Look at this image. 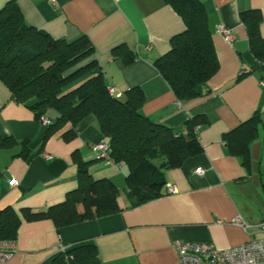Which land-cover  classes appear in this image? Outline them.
Here are the masks:
<instances>
[{"label":"crops","instance_id":"1","mask_svg":"<svg viewBox=\"0 0 264 264\" xmlns=\"http://www.w3.org/2000/svg\"><path fill=\"white\" fill-rule=\"evenodd\" d=\"M10 0H0V9ZM24 21L54 39L73 40L85 35L94 47L95 59L106 86L121 96L139 87L144 101L140 112L155 123L181 132L194 115H203L200 154L179 167L166 170L163 194L129 207L123 163H104L91 146L106 142L94 117L75 128L51 127L57 113L48 109L44 126L40 116L11 98L0 81V211L12 209L20 218L15 237L16 252L4 264H51L60 246L88 242L97 254L67 264H179L176 240L234 247L252 235L264 220V155L257 152L260 128L264 131V62L249 49L247 31L239 13L259 10L260 34L264 38V0H200L207 15L217 72L208 80L209 93L189 101L176 99L153 62L170 49V39L185 28L182 18L164 0H14ZM223 25L234 40L228 43L218 32ZM123 45L134 55L125 63L112 50ZM258 112L257 136L249 143V164L229 151L224 134ZM89 161L94 180L110 179L119 190L120 210L66 226L50 218L25 219L65 200L78 186L72 154ZM257 152V153H256ZM258 156V158H256ZM256 167L254 168V163ZM201 168V175L195 172ZM173 185L168 193L166 185ZM240 216L252 227L245 231L231 220Z\"/></svg>","mask_w":264,"mask_h":264},{"label":"trees","instance_id":"2","mask_svg":"<svg viewBox=\"0 0 264 264\" xmlns=\"http://www.w3.org/2000/svg\"><path fill=\"white\" fill-rule=\"evenodd\" d=\"M183 20L184 30L170 39V49L153 64L176 99L189 101L209 93L208 80L219 64L212 44L207 15L200 0H164ZM245 25L249 49L264 62V38L260 34L262 16L259 10L239 13ZM94 47L85 35L73 40L54 39L47 32L28 25L14 0L0 9V81L11 98L37 116L48 109L57 113L51 127L69 123L63 135L73 137L74 128L92 116L106 139L111 162L127 168L125 198L136 207L163 194L166 170L179 167L187 158L200 154L198 133L208 124L203 115H194L184 123L181 132L155 123L140 112L144 96L139 87L130 88L121 97L110 95L102 70L95 59H89ZM125 63L134 55L123 45L112 50ZM258 112L224 134L229 151L249 164V143L257 136ZM96 157V156H95ZM77 167L78 186L65 200L46 210L22 215L25 219L50 218L56 226L106 216L120 210L119 190L107 178L94 180L88 171L89 161L78 152L72 154ZM20 223L10 208L0 211V238L13 239ZM97 254L92 243L81 242L57 253L51 264H67L70 256L76 262Z\"/></svg>","mask_w":264,"mask_h":264},{"label":"built area","instance_id":"3","mask_svg":"<svg viewBox=\"0 0 264 264\" xmlns=\"http://www.w3.org/2000/svg\"><path fill=\"white\" fill-rule=\"evenodd\" d=\"M217 30L226 42L231 43L234 40L232 31L225 26L219 25ZM107 90L110 95L121 97L120 93H115L112 86H107ZM40 121L44 126L51 123L44 115H40ZM91 149L97 159L106 164L111 162L108 145L105 142L93 144ZM195 172L201 175L203 170L196 168ZM166 191L171 193L175 191V188L173 185L167 184ZM231 222L241 226L245 231H249L252 227L240 216L234 217ZM255 227L254 230L261 234L260 237H253L234 247L217 248L212 243L176 240L174 247L178 254L179 264H264V221ZM64 249L63 246H60L58 253L63 252ZM15 252L16 242L14 239L0 238V264H4Z\"/></svg>","mask_w":264,"mask_h":264},{"label":"rangeland","instance_id":"4","mask_svg":"<svg viewBox=\"0 0 264 264\" xmlns=\"http://www.w3.org/2000/svg\"><path fill=\"white\" fill-rule=\"evenodd\" d=\"M259 143H258V145L255 147V148H257L256 150H257V152L258 151H260L261 150V153H262V155H264V131H262V129L260 128V136H259V141H258ZM256 152V153H257ZM256 158H258V156H256ZM257 165H256V162L254 163V168L256 167ZM262 221H264V220H262ZM261 222V221H260ZM259 222V223H260ZM258 223V224H259ZM258 224H256V225H258ZM255 225V226H256ZM255 229H256V227H255ZM255 231V230H254ZM261 236V234L259 233V232H257L256 234H253L252 235V237H260Z\"/></svg>","mask_w":264,"mask_h":264}]
</instances>
